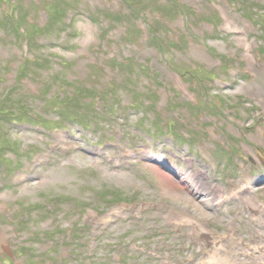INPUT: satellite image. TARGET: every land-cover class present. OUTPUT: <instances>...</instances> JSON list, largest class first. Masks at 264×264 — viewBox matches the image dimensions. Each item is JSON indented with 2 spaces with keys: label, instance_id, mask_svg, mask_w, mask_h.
<instances>
[{
  "label": "rangeland",
  "instance_id": "rangeland-1",
  "mask_svg": "<svg viewBox=\"0 0 264 264\" xmlns=\"http://www.w3.org/2000/svg\"><path fill=\"white\" fill-rule=\"evenodd\" d=\"M24 1L27 16L39 26L45 25V15L51 12L54 0ZM41 1L44 7H39ZM75 1L71 0L74 8L82 2L95 6L103 2L107 4L97 5L100 11L109 7L117 9L116 3L109 0ZM177 1L192 9L197 19L192 23L180 18L167 26L171 30L168 33L171 40L184 42L179 46L184 51L188 50L184 61L201 62V66L209 74H219L221 79L226 72L241 75V80L235 78L232 81H214L213 87L232 99L235 97L234 100L238 101L235 102L238 103L236 108L243 115H246L244 108L253 106L254 111L249 115H256L262 122V127L245 129L235 143L237 154L245 157L237 160L240 165L238 174L246 176L250 170L255 169V164L264 168V161L256 154L264 152V62L254 52L263 32L256 31L245 23L231 6L229 18L224 16L221 29L227 23H233L235 28L228 29L229 32L236 30L241 34L227 36L223 33V37L219 38L210 25L201 21L203 14L209 13L201 5V0ZM215 1L220 4L219 0ZM13 2L14 0H0V93L3 94L5 90L14 91L13 98L21 99L25 109L34 112V115L28 114L30 119L27 117L22 122H9L13 115L3 118L0 115V145L2 135L9 136L18 143L14 152L5 148L11 143L0 146V264H50L54 259L60 264H76L75 259L69 257V246L63 244L60 248V242L56 250H49L55 243L46 237L48 232L59 227L68 228L69 232L74 223L79 224L78 236L84 246L83 249L78 247V250L86 251L83 256L89 257L92 264H103L104 259L109 264H194L196 260L199 261L195 264H223L225 260L231 259L230 252L241 250L245 253L246 245L241 242L260 243L258 234L263 228L259 229L248 223L246 214L253 208L245 201L226 206L222 209L223 216H219L211 203H204V194H210L213 198L219 194H213V182L198 190L200 182L193 179L175 181L172 175L161 170L156 163L152 165L158 170L153 167L151 170L144 165H125L124 168L112 169L111 166L118 158L111 155L102 158L98 153L103 149H99L96 142H103L105 137H112L116 141L113 127L102 125L94 130H84L69 121H59V113L73 118L83 116L86 103L91 107L93 105L98 114L102 108L95 101H111L114 97L104 90L103 83L116 79L117 83L113 87L117 84L121 86V79L125 78L116 77L110 59L125 60L134 54L141 61L149 62L153 69L158 66L162 70V83L155 90L157 98L152 102V118L158 113L163 124L173 122L186 129L194 128L191 122L197 118L214 119L209 112L200 113L197 108L192 110L183 106L184 103L193 101V93L178 75L162 67L163 63L157 60L160 58L157 53L145 42L130 53L133 41L122 39L121 28L109 29V32L101 36L83 11L74 16L72 28L67 31L70 32L68 42L58 39L63 33L54 23L47 30L34 27L29 37H24L21 35L22 28L13 24L8 17L7 12L15 13L12 10ZM208 2L211 7L214 0ZM260 4L264 7V0H260ZM67 16L70 17L71 13ZM26 20L29 21L27 18ZM102 26L106 28L104 22ZM202 41L228 55L230 61L225 63L224 68L206 51ZM54 55L61 56L65 63L49 66V62H43L47 57L58 63ZM27 58L30 60L24 65L26 71L20 73L17 66ZM39 76L42 78H38ZM236 79L238 85L234 86L233 80ZM138 85L133 82L127 87V91L136 90ZM140 85L146 92L149 91L143 83ZM94 87L95 91H87ZM172 98L174 101H171ZM77 101H84V104L79 105ZM130 101V98L125 97L122 107L130 106ZM123 111L124 109L120 112ZM36 114H39L40 119ZM127 118L129 122H135L140 120L141 114L130 110ZM90 122L94 128L95 123L91 119ZM44 123L58 125L48 129ZM116 123L125 130L124 115ZM65 127L76 135L71 137ZM181 131L187 134V130ZM234 132L239 134L236 129ZM216 141L218 138L215 136L197 137L198 144L203 142L200 148L203 152L210 153V144ZM74 145L79 150H74ZM123 148L124 144L120 139L117 147H109L107 152L118 153ZM201 171L203 169L196 164L193 171L177 170L176 174L194 176ZM224 180H227L226 175ZM219 185L227 191L234 187L231 180ZM106 193L119 194L115 204L110 206L105 203L103 196ZM249 198L253 202L257 198H264V190L256 197ZM132 199L135 203L126 201ZM94 204L100 206L99 209ZM236 207H248L244 213V222L239 226L248 224V228L237 231L231 241L227 240L219 247L214 246L211 244V232L220 231V224L225 225L230 221L235 225V216L228 215L227 211ZM114 218L118 220L115 224L112 221ZM211 222V227L204 225ZM106 226H109L108 229ZM34 230L39 238L34 236ZM201 230H206L211 238L208 236L200 240L193 250L188 247L186 234L196 235ZM20 247L25 254H21ZM15 249L18 250L16 257L12 253ZM223 250L226 251L225 255ZM6 257H11V260ZM190 258H193L192 262L189 261ZM234 262L264 264V257L257 256L251 260L240 258Z\"/></svg>",
  "mask_w": 264,
  "mask_h": 264
},
{
  "label": "trees",
  "instance_id": "trees-1",
  "mask_svg": "<svg viewBox=\"0 0 264 264\" xmlns=\"http://www.w3.org/2000/svg\"><path fill=\"white\" fill-rule=\"evenodd\" d=\"M122 2H124V3H126V4H130L131 3V1L132 0H121ZM68 4V3H67ZM69 5V4H68ZM62 7H59V6H57V5H54V6H52V8H51V14H52V16H56V15H58V13H59V9H61ZM18 15L17 14H15L14 16H15V18H19L20 19V21L21 22H24V18L26 17V14H24V12L21 10V9H19L18 8ZM25 33L28 35L29 34V32L26 30L25 31ZM30 59L29 58H27V59H25L24 61V63H22V65H21V68L20 69H26V67L24 66L23 67V65H25V63L27 62V61H29ZM41 61H42V58H41ZM43 62H48V60L46 59V58H44V61ZM127 69V66H118L117 68H116V72L117 73H122V72H124L125 70ZM41 76H39V78H40ZM107 85V84H106ZM9 96H12V94L11 93H9V92H6L5 94H4V96H3V98H5V97H9ZM18 103V101H16V100H14V99H6V100H4V101H2V102H0V115H2V118L3 117H5V116H9V115H11L15 110H17V107H16V104ZM2 118H0V119H2ZM1 144H5V142L2 140L1 141Z\"/></svg>",
  "mask_w": 264,
  "mask_h": 264
}]
</instances>
